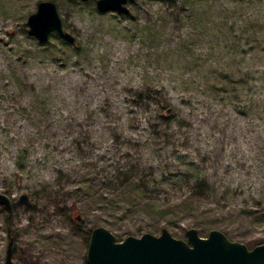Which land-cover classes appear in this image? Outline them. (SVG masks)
<instances>
[{
	"label": "rangeland",
	"instance_id": "374dc122",
	"mask_svg": "<svg viewBox=\"0 0 264 264\" xmlns=\"http://www.w3.org/2000/svg\"><path fill=\"white\" fill-rule=\"evenodd\" d=\"M39 1L0 0V193L12 206L0 205V264L7 228L16 264H87L98 226L118 241L162 228L186 240L193 227L264 243V87L245 81L264 65V0H198L194 20L185 0H128L125 15L50 0L75 42L33 48L26 20ZM140 89L163 91L168 122L156 99L131 100ZM189 159L207 196L139 192L150 167ZM132 165L120 185L117 168Z\"/></svg>",
	"mask_w": 264,
	"mask_h": 264
},
{
	"label": "water",
	"instance_id": "95a60500",
	"mask_svg": "<svg viewBox=\"0 0 264 264\" xmlns=\"http://www.w3.org/2000/svg\"><path fill=\"white\" fill-rule=\"evenodd\" d=\"M87 1V0H82ZM98 12L128 14V0H95ZM27 33L40 44H46L50 34H55L67 44L75 42V36L62 24L56 4L50 0L37 2L35 12L29 14ZM20 203H27L28 196L21 194ZM0 205L9 216L12 211L8 196L0 193ZM186 240L178 239L165 228L160 234L146 232L140 236L128 235L118 241L104 226L92 229L87 245V264H264V243L249 247L243 242L231 240L226 233L213 229L205 237L199 236L193 227L185 231ZM8 244L4 264H16L13 260L11 230L7 228Z\"/></svg>",
	"mask_w": 264,
	"mask_h": 264
},
{
	"label": "trees",
	"instance_id": "16d2710c",
	"mask_svg": "<svg viewBox=\"0 0 264 264\" xmlns=\"http://www.w3.org/2000/svg\"><path fill=\"white\" fill-rule=\"evenodd\" d=\"M198 0H185L183 2V6L190 12V16L194 20L195 18V10L196 8H199V6H195L198 4ZM183 8V7H182ZM226 20H223L224 22ZM222 22H219V24H223ZM194 26L196 24H193ZM203 37L202 40H205L208 36L205 34V32L201 31ZM9 35L11 33H8ZM255 35V34H252ZM50 36H56L55 34H50ZM216 35V37H212L215 41L219 39L225 38V35L223 34L221 37ZM264 37V36H263ZM30 41V46L33 48L35 47H40L44 44H40L39 42H35L33 37H26ZM247 39V43H249L250 39ZM219 42V41H218ZM62 44H66L64 41L61 42ZM257 44H260L262 46L261 48H264V43L261 44V42L257 39ZM252 50V49H249ZM258 51L252 50V53H250V59H254L255 53ZM250 75L246 77V82H250L249 84L252 86V82L256 81L257 83L263 85L264 87V65L263 67L256 72H253V70L249 71ZM221 78L224 80L227 79V75L218 73ZM163 91H160L158 89H155L153 92H146L138 91L135 95L131 96V100L136 101V102H147L149 104L152 100L151 99H156V104L158 105V118L161 120L168 122L170 120V112H171V102L164 97L162 94ZM180 157H186L185 155H181ZM159 167V174H154V167L151 168V174L150 176L152 177V181H147L145 179L139 180L138 183L140 185L138 186V190L140 193H147V198L156 200L157 195L164 194L165 199L169 197L168 194L172 193L173 197H176L177 199L179 198V203L182 202L183 205H185L190 198H195L198 197L200 198L201 196H207L208 193L212 192L213 187L210 185L208 179L206 176L201 177L198 175V172L193 173L194 169L198 168V165L194 162V159H189L188 161H181L178 164H172V163H166L164 167L158 165ZM118 173L117 176L115 177V180L118 181V183L124 184L127 181L128 175L127 173L133 174L136 171H139V168L132 165L128 172H124L122 169L119 167L117 168ZM193 170V171H192ZM138 173V172H137ZM102 181H104L107 184H113V180L111 177L109 178L106 175H103L100 177ZM214 192V191H213ZM101 198L105 199L106 195L103 193L101 194ZM256 197L253 196V199ZM264 212V208L261 210ZM256 246V245H255ZM254 247V246H253Z\"/></svg>",
	"mask_w": 264,
	"mask_h": 264
}]
</instances>
